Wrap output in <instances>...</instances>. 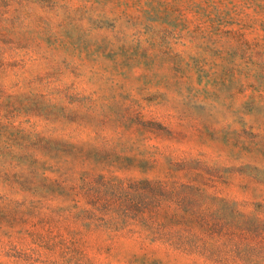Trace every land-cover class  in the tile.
I'll list each match as a JSON object with an SVG mask.
<instances>
[{"label":"rangeland","instance_id":"1","mask_svg":"<svg viewBox=\"0 0 264 264\" xmlns=\"http://www.w3.org/2000/svg\"><path fill=\"white\" fill-rule=\"evenodd\" d=\"M0 264H264V0H0Z\"/></svg>","mask_w":264,"mask_h":264}]
</instances>
